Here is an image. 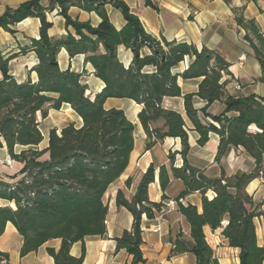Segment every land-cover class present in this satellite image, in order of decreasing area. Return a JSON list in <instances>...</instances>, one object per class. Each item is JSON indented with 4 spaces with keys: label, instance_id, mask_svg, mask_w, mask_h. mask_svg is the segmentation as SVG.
<instances>
[{
    "label": "trees",
    "instance_id": "1",
    "mask_svg": "<svg viewBox=\"0 0 264 264\" xmlns=\"http://www.w3.org/2000/svg\"><path fill=\"white\" fill-rule=\"evenodd\" d=\"M222 1L231 5V0ZM107 4L121 13L125 24L120 29L109 21ZM55 6L66 27V34L58 37L47 34L51 23L46 13ZM71 6L94 12L100 21L92 26L71 18ZM243 10L231 6L236 25L244 31L243 38L263 70L264 38ZM28 17L39 19L38 38L20 53H34L37 62L30 72H35L36 79L32 81L28 75L18 82L8 68L15 55L4 56L0 51V147L4 144L9 157L22 165L15 181L0 178V199L13 204L0 205V235L10 222L22 237L21 256L50 239H59L57 249L48 248L53 263H82L84 247L77 257L70 255V247L85 236L105 234L107 204L103 197L125 170L134 145V124L122 109H106L104 102L108 98L126 99L141 106L137 119L146 135V146L152 147L166 137L178 138L182 159L181 166L174 167L173 154L169 153V169L159 167L160 202H151L147 196V187L154 179L153 164L141 176L131 198L121 190L116 192L115 205L125 208L133 218L131 228L115 238L116 249L131 255L128 264L145 261L140 248L141 219H152L166 207L164 191L170 174L183 185L172 201L188 224L187 235L180 230L169 238L170 256L190 253L194 264H219L205 238L203 228L207 226L212 231L220 228L227 246L238 249L239 264H264V246L257 243L254 225L258 212L245 191L246 185L264 172V104L254 96L234 97L226 92L227 80L222 78L231 75L228 62L206 47L198 49L194 44L153 37L122 0H48L47 6L41 0H28L4 10L0 31L13 33V27ZM119 46L131 53L127 65L118 57ZM62 48L70 58L83 55L84 66L89 64L103 83L100 91L87 93L83 71L59 67L57 55ZM186 57V68L175 72ZM178 77L199 78L196 92L182 95ZM168 97H182L186 120L198 134L199 146L208 141L209 133L218 135L214 161L219 162L232 148H241L252 158L253 168L232 175L221 170L219 177L209 178L191 167L187 162L186 121L180 113L163 106V99ZM196 98L204 101L199 109L194 107ZM216 101L223 104V110L209 114L206 109ZM63 104L81 124L69 122L59 130L51 128L47 146L38 149L43 140L40 120L46 118L49 109H59ZM16 146L21 148L17 153ZM208 191L213 194L211 198L206 195ZM194 192L201 195L200 210L181 203ZM7 259L8 255L0 251V263Z\"/></svg>",
    "mask_w": 264,
    "mask_h": 264
},
{
    "label": "crops",
    "instance_id": "2",
    "mask_svg": "<svg viewBox=\"0 0 264 264\" xmlns=\"http://www.w3.org/2000/svg\"><path fill=\"white\" fill-rule=\"evenodd\" d=\"M25 1L28 0H0V15L6 8H14ZM122 1L139 18L145 31L153 37L158 39L163 37L168 41L186 42L194 44L198 49L206 47L216 51L229 64L228 70L231 75L222 78V80H227L226 92L234 97L254 96L256 99L262 100L264 104V69H261L254 58L252 49L243 38L244 31L236 25L231 11V6L243 7L244 16L253 19L264 38V0H231L230 6L222 0ZM41 3L47 6L48 0H41ZM105 9L111 24L116 29H120L125 24L121 13L109 4L105 5ZM68 14L71 18L89 22L92 26H96L100 21V18L94 12L83 11L76 6L69 7ZM46 20L51 23L47 30L49 36L58 37L66 34L64 19L59 15L56 6L52 11L46 13ZM39 25L38 18L28 17L13 27V33L0 31V51L4 56L15 55L9 61L8 68L9 73L18 82L26 80L28 75L32 81L36 79L35 72H30V68L37 62L34 53L29 51L22 54L20 49L28 47L32 39L38 38ZM121 55L124 56V59H121ZM118 57L123 64L127 65L131 60V53L123 46H119ZM57 59L61 69L69 67L75 72L86 71L90 78L89 82L93 87L92 94L100 91L103 87L101 80L93 75L91 66L89 64L84 66L83 55L70 58L62 48L57 55ZM188 62L189 58L186 57L178 65H182V67L178 69L177 66L174 71L181 72L186 68ZM199 81V78H177L182 95L196 92ZM88 91L87 89V93H90ZM123 102L132 105L131 116L136 122L131 121L135 124L138 137H134L133 149L125 170L108 186L104 194L103 198L107 204L105 234L103 236H85L83 241H77L70 247L69 253L75 257L80 255L82 246L84 247L85 255L81 264L130 263L131 255L124 249H116L115 238L120 237L124 230L131 228L133 218L125 208L115 205L116 192L121 190L126 198H131L141 176L148 166L153 164L155 167L154 179L147 187V196L151 202H160L163 192L158 183L159 167L164 165L169 169V153L173 154L171 161L174 167H180L182 164L181 156L178 153L181 149L178 138L166 137L152 147L148 148L146 146L147 138L137 119V113L141 109L140 105L126 99L108 98L104 102V107L106 109H122L126 115L124 107L121 106ZM162 104L165 108L180 113L186 121L189 144L187 162L191 167L199 170L209 178L219 177L221 170L226 175H232L238 171L249 172L253 168L252 158L241 148H232L219 162L214 161L219 137L214 133H209V139L203 146L196 143L198 134L192 130L186 120L182 97L164 98ZM203 105L204 101L198 98L194 99L195 108L199 109ZM62 106L68 105L63 104ZM223 107L220 101H216L206 111L209 114L216 115L223 110ZM80 124L81 119L79 118L77 126ZM20 149L19 146H16L15 152H19ZM7 159L12 160L3 144L0 147V178L13 182L20 177L18 171L22 165L12 160L11 165L7 166L5 164ZM13 175H16V178H10ZM169 177L170 183L164 191V194L168 197L166 201L174 200V197L183 188L180 180L174 179L171 174ZM128 179L130 180L129 185H126ZM245 191L252 197L254 207L258 212V216L254 219L257 243L264 246V172L251 180L246 185ZM206 195L208 198L213 196L211 191H208ZM200 202L201 195L198 192L191 193L181 199L183 205L192 204L198 210H200ZM0 205L13 206V204L3 199H0ZM155 226L160 227L159 232L153 231ZM140 227L142 238L140 248L145 261L139 264H194L195 258L190 253L169 255L171 248L169 238L180 230L184 235L188 233V224L176 209L163 207L162 211L152 219L142 217ZM203 231L206 241L213 248L219 264H239L238 249L227 246L226 239L220 234V228L212 231L205 226ZM21 245L22 237L15 227L7 222L3 233L0 235V251L6 253L8 259L0 264H54L48 253V248L57 249L60 240L50 239L39 246L37 250L28 252L23 256L20 255Z\"/></svg>",
    "mask_w": 264,
    "mask_h": 264
},
{
    "label": "rangeland",
    "instance_id": "3",
    "mask_svg": "<svg viewBox=\"0 0 264 264\" xmlns=\"http://www.w3.org/2000/svg\"><path fill=\"white\" fill-rule=\"evenodd\" d=\"M120 57H121V59H124L123 55H121ZM181 67H182V65L178 66L177 68L179 69ZM82 80L84 83H86L87 88L89 90L88 92H90L91 95H93L92 94L93 87H92V84L89 82L90 78H89L86 71L85 72L83 71V73H82ZM121 106L124 107L126 115L130 119V121L132 120L133 122H136L131 116V112H132L131 103L123 102L121 104ZM69 122H73L77 126L79 124V117L73 111L69 110L68 106H61L59 109H56V110L55 109H49L47 117L45 119H41L40 123H39V128H40V131L43 135V140L37 146V148L42 149V148L47 146V141H48V135L47 134L51 128L59 129L63 125H65ZM134 137L135 138L138 137L136 130H135V124H134Z\"/></svg>",
    "mask_w": 264,
    "mask_h": 264
},
{
    "label": "built area",
    "instance_id": "4",
    "mask_svg": "<svg viewBox=\"0 0 264 264\" xmlns=\"http://www.w3.org/2000/svg\"><path fill=\"white\" fill-rule=\"evenodd\" d=\"M11 163H12V160H10V159H7V160L5 161V164H6L7 166H10ZM175 204H176V203H175L174 201L169 200V201H167V202L165 203V206H166L168 209H174V208H175ZM153 231H154V232H159V231H160V227H159V226H155V227L153 228Z\"/></svg>",
    "mask_w": 264,
    "mask_h": 264
},
{
    "label": "bare ground",
    "instance_id": "5",
    "mask_svg": "<svg viewBox=\"0 0 264 264\" xmlns=\"http://www.w3.org/2000/svg\"><path fill=\"white\" fill-rule=\"evenodd\" d=\"M69 110H71V108H69ZM72 111V110H71Z\"/></svg>",
    "mask_w": 264,
    "mask_h": 264
}]
</instances>
